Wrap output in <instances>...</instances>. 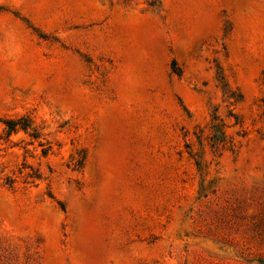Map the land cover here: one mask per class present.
<instances>
[{
    "label": "rangeland",
    "instance_id": "rangeland-1",
    "mask_svg": "<svg viewBox=\"0 0 264 264\" xmlns=\"http://www.w3.org/2000/svg\"><path fill=\"white\" fill-rule=\"evenodd\" d=\"M24 115L0 264H264V0H0Z\"/></svg>",
    "mask_w": 264,
    "mask_h": 264
},
{
    "label": "trees",
    "instance_id": "trees-1",
    "mask_svg": "<svg viewBox=\"0 0 264 264\" xmlns=\"http://www.w3.org/2000/svg\"><path fill=\"white\" fill-rule=\"evenodd\" d=\"M176 71V68H175ZM0 122H3L5 124V130L7 132V135L10 136L14 133H18L21 130H24L26 132H28V130L30 129H35L32 127L31 124V120L29 118V116H20L17 118H6V119H1L0 118ZM33 137H37V135L33 132L30 133ZM220 137H218L217 135H215V144H216V140H219ZM44 152H47V149L44 150ZM83 162V159H78L77 164L81 165Z\"/></svg>",
    "mask_w": 264,
    "mask_h": 264
}]
</instances>
